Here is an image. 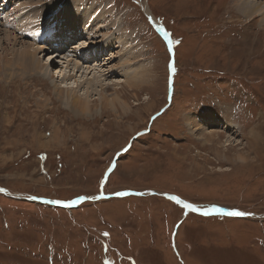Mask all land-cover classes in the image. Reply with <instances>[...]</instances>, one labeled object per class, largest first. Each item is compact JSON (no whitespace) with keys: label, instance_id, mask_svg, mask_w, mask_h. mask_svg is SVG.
I'll return each instance as SVG.
<instances>
[{"label":"rangeland","instance_id":"obj_1","mask_svg":"<svg viewBox=\"0 0 264 264\" xmlns=\"http://www.w3.org/2000/svg\"><path fill=\"white\" fill-rule=\"evenodd\" d=\"M42 1L20 0L22 14L40 6L74 11L77 1L105 11L108 21L99 20L88 43L95 49L107 42L98 50L117 57L106 73H121L124 55L138 75L133 89L115 84L126 79L119 72L108 75L106 89H89V116L67 106L71 91L57 90L58 69L73 68L62 58L76 46L37 56L42 63L51 58V78L14 68L0 74V189L10 193L0 192V264H264L261 17L246 16L239 0ZM47 18H39L43 30L51 28ZM114 34L124 39L122 53ZM12 43L22 48L20 39ZM101 64L84 66L97 67L91 77ZM116 90L125 91L126 106L102 113L99 94L111 100ZM123 191L181 195L256 217L187 216L176 200L157 194L98 198ZM83 197L94 200L74 208L28 200Z\"/></svg>","mask_w":264,"mask_h":264},{"label":"bare ground","instance_id":"obj_2","mask_svg":"<svg viewBox=\"0 0 264 264\" xmlns=\"http://www.w3.org/2000/svg\"><path fill=\"white\" fill-rule=\"evenodd\" d=\"M21 2H22V0H21ZM21 2H20V0H6L5 3H7V7L8 6L13 7L14 9L12 8L13 9L12 10L9 8V9L5 10V8H7V7H5L6 4L5 5L3 4L4 3L3 0L0 1V19L2 20L1 25L4 27V30H5V33H4V35H5L4 41L5 42H3V44H5L4 46L2 45V41L0 40L1 45H2L0 50H3V56L2 55L0 56V74L4 73L6 70L11 72V69L14 68V69H17V71H19V72H23L24 74L33 73V75L31 74L30 76H35L37 74L36 76L40 75L42 77L47 76V77L51 78V75L48 73V70H47V68H48L47 65L52 62L51 58L47 62L45 61V63H42L39 61L37 56L40 53L43 54L44 51H47L48 49L49 50L51 49L55 53L61 52V53H63V55H65L64 53H66L65 52L66 50H69L70 48H74V46H76L74 48L75 51H72L68 55H65L64 58H62L63 62H66L65 60L70 62V63H67L69 65V66L67 65L68 66L67 68H69L71 65H73V68L70 70L71 73L68 71H67L68 73L66 71L62 72V70H59L57 68L58 74H56L57 75L56 78L60 79L62 82V84L59 85V88L57 87V90L59 91V90H62L64 88H67V92L71 91V92H69L70 94L66 95L67 96V100H66L67 103L66 104H67V106L70 107V109L72 111H78L79 113H82L84 115H89V116L92 115V113H94L93 108H92V106H93L92 103H93L94 99L91 98V94H90L91 91L89 89H93V88H97V90H98V88H101V90L106 89L107 86L109 85V84H107L108 75H110V74L114 75V73L117 74V72H119L118 69H116L114 72L109 71L107 73L104 70L105 68L109 67L108 66L110 64V63L108 64L109 61L114 62V60L117 59V57L114 56L115 55L114 53L112 54V52L110 51L109 53L111 55L108 53L106 55H109V56H105V55H103V53H100V50H98V48L100 47L101 44L98 45L97 47H95V49H94L93 47L91 48V44L88 43V42H91L92 40H94V41L96 40L94 38H97L96 34L99 33V29L101 26V25H99L100 24L99 20H101V18H103L104 21L107 20L106 15H103L106 12L97 10L94 5H92L90 8L88 7L86 9V6L85 7H83L84 5L80 6L78 4V1H77L75 3V5L73 6L74 11L68 9L69 7L68 8L67 7H61L57 10H53L54 7L50 5L51 7H48V9L47 8L44 9L43 7L40 6L39 8H36L37 11H35V12L33 11L30 13L22 14L21 8L23 5ZM18 3H19V5L16 6V4H18ZM42 3H43V1H42ZM81 3H82V1H81ZM238 3H239L238 7H240L241 10L245 11L244 13L246 16H248V17L252 16V15L260 16L262 22H264V0H261V2L259 0H239ZM25 6H27V4ZM33 6H35V5L33 4ZM33 6L30 5L29 7L33 8ZM43 6H45V5H43ZM71 9H72V7H71ZM96 10H97V12L95 13ZM50 13H51L50 16H53V17L49 16ZM46 17H49V18L45 19L43 21V23L46 27L51 26V28L43 30V26H42V24H40L39 18L44 19ZM77 21H78L79 26L76 25ZM258 22H261V21L259 20ZM79 28H81V29H79ZM103 28H108V27L104 26ZM113 30H114V28H113ZM83 31H84V34L79 35V32H83ZM85 31H86V33H85ZM23 32H25L26 35H28V33H29L31 36H33L35 38L37 43L44 45L45 48L43 49L39 45L35 46L32 43H28V41H26V39L23 40V38H26L24 36ZM104 32L107 33L108 29H104L102 34ZM109 35L106 34V37H108ZM114 36H115V34L113 35V37ZM101 37H102V35H101ZM111 37L112 36L110 35L108 38H111ZM1 39H3V38H1ZM15 39H16V41L18 39H20L22 41V45H21L22 48L18 51L15 50V46L12 43L13 41H15ZM33 39H32V41H34ZM81 39H83L82 41H84V43L83 44L82 43L77 44L76 42L80 41ZM113 40H116L114 42L115 50H120L119 53H122L123 52V46L125 45L124 39L117 36L116 39L113 38ZM108 41L110 42V40H108ZM85 42H87V43H85ZM105 43H103L101 45V47H103V45H104V48H105V45H107V42H105ZM112 43H109L108 45L111 46V45H113ZM19 44H20V42H19ZM127 47H129V45ZM67 48H69V49H67ZM104 48H103V51L105 52L106 49H104ZM71 50H73V49H71ZM77 50L79 51V53ZM74 53H76V54L74 55ZM11 54H12V56L8 57ZM129 56H130V54H129ZM75 57H76V59H75ZM98 57L100 59H97ZM126 57H127V54H126ZM119 58L122 59V61L119 63V66H122L120 68V70L122 69V71H121V73L120 72L119 73L121 75L125 76L126 79H124V81H119V80L115 81V84L120 85V83H123V84L127 85V87L125 85L122 86V87H125L126 90L127 89H133V87L136 86L134 83H135L137 75H138V73L136 72L137 69H136V67H134L135 63L133 64V62L131 60H129V61L126 60L123 62V60L125 59L124 55H121ZM102 61L105 62V65L101 64ZM93 62H96V65L101 64L102 65V67H101L102 71H100V75L99 74L97 75V73H94L93 76L90 77V75L92 74L91 71H94L95 69H97V67L90 69L91 71L89 72V68L91 65L84 66V64L85 63L86 64H88V63L93 64ZM95 72H96V70H95ZM134 72H136L134 74L135 76L132 75ZM66 75H67V78H66ZM71 75H73L77 80L74 77H72ZM69 77L75 79L73 86L71 85V83H69ZM134 79H135V81H134ZM111 80H112V78H111ZM120 80H123V79H120ZM63 83H64V85H63ZM70 85L72 87H70ZM122 87H119V88H122ZM81 88H85V89H81ZM79 90L83 91V95H82V93L79 92ZM119 91L116 90V94L118 96L114 97V99H111V100L108 99L107 97H105L103 94H99L98 98H99V101L101 104L102 113L107 111L109 106L111 107V109L113 111L115 110L114 108H116L117 104L126 106V103L125 102L121 103V100H120V99H122L121 95L125 91L124 90H123L124 92L123 91L119 92ZM77 92H79V93H77ZM75 93H77V94H75ZM228 141L229 140H227L226 142H228ZM17 198H19V197H17Z\"/></svg>","mask_w":264,"mask_h":264},{"label":"water","instance_id":"obj_3","mask_svg":"<svg viewBox=\"0 0 264 264\" xmlns=\"http://www.w3.org/2000/svg\"><path fill=\"white\" fill-rule=\"evenodd\" d=\"M0 192L4 193V194H9L10 196V193L7 191H4L2 189H0ZM154 194H157V195H162V196H165L167 198H176L175 195H169V194H162V193H159V192H156V191H147V192H143V191H140V192H135V191H123V192H119V193H115V194H112L110 196H105V195H100L98 198H110V197H122V196H128V195H136V196H148V195H154ZM33 199V200H32ZM29 201H34V202H41V203H48V204H56V205H59V206H62L63 208H68V207H71V208H74V206H78V205H81L82 203H84L85 201H90V200H94L93 197H89V198H86V197H83V198H79V199H76V200H73V201H67V202H53L52 201H48V200H44V199H39V198H31V199H28ZM175 200H178V198H176ZM180 200V199H179ZM180 202L184 203L185 205H191L185 201H181ZM187 208V211H192V212H195L197 214H200L202 216H227V217H236L234 215H228L227 213L229 212H242V211H238V210H234V209H230V208H227V207H215V206H202L201 208L202 209H198L197 207L191 205V207H186ZM217 209H220L221 211H217ZM205 213H208L207 215ZM242 213H245V212H242ZM255 214H250V213H245V215H241L240 217H254Z\"/></svg>","mask_w":264,"mask_h":264},{"label":"flooded vegetation","instance_id":"obj_4","mask_svg":"<svg viewBox=\"0 0 264 264\" xmlns=\"http://www.w3.org/2000/svg\"><path fill=\"white\" fill-rule=\"evenodd\" d=\"M177 195H179V194H177ZM176 198H178V200H176V202H177V206H178V208L183 212V214L186 213L187 216H188L189 214H192L193 216H197V217H209V216H202V215L197 214V213L192 212V211H187L186 205L183 204L182 202H178V201H180V200H181V201H185V202H187V203H189V204H191V205L197 207L198 209H202L201 207L203 206V204H198V203L193 202V201H191V200H184V197H182L181 195L176 196ZM179 199H180V200H179ZM174 200H175V199H174ZM213 206H215V207H222V206H219V205H213ZM204 207H206V206H204ZM227 208H228V207H227ZM242 212H245V211H242ZM245 213H249V212H245ZM196 214H197V215H196ZM217 216H219V215H217ZM219 217H227V216H219Z\"/></svg>","mask_w":264,"mask_h":264},{"label":"snow or ice","instance_id":"obj_5","mask_svg":"<svg viewBox=\"0 0 264 264\" xmlns=\"http://www.w3.org/2000/svg\"><path fill=\"white\" fill-rule=\"evenodd\" d=\"M168 34L167 33H165V36H167ZM173 199H176V198H173ZM178 202H180V201H178ZM186 207H191V205H186ZM217 211H221L220 209H217ZM206 215L208 214V213H205ZM228 215H234V216H241V215H245V213H242V212H229V213H227Z\"/></svg>","mask_w":264,"mask_h":264}]
</instances>
